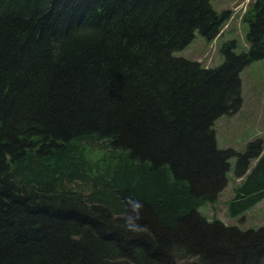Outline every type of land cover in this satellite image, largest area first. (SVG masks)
<instances>
[{
  "label": "trees",
  "instance_id": "1",
  "mask_svg": "<svg viewBox=\"0 0 264 264\" xmlns=\"http://www.w3.org/2000/svg\"><path fill=\"white\" fill-rule=\"evenodd\" d=\"M227 15L211 0H0V264H264V225L198 211L233 157L228 216L264 199L262 140L218 148L214 129L264 60V0L243 14L247 50L227 40L217 67L173 54ZM128 196L144 204L135 234Z\"/></svg>",
  "mask_w": 264,
  "mask_h": 264
},
{
  "label": "rangeland",
  "instance_id": "2",
  "mask_svg": "<svg viewBox=\"0 0 264 264\" xmlns=\"http://www.w3.org/2000/svg\"><path fill=\"white\" fill-rule=\"evenodd\" d=\"M252 2L253 0H211V5L217 12L228 11L220 32L210 41L195 32L193 40L184 49L173 54L198 61L204 67H217L224 59L220 47L227 40H235V52L247 50V25L243 23L242 17ZM240 80L242 104L239 111L231 116H221L214 123L217 147L233 148L239 152L254 139H261L264 145V60H256L247 65L240 73ZM235 161V157L230 159L227 183L215 202L200 206L198 211L207 220L217 219L225 225H234L240 229L264 225V199L241 216H228L227 202L233 196L234 186L241 180L233 175Z\"/></svg>",
  "mask_w": 264,
  "mask_h": 264
},
{
  "label": "clouds",
  "instance_id": "3",
  "mask_svg": "<svg viewBox=\"0 0 264 264\" xmlns=\"http://www.w3.org/2000/svg\"><path fill=\"white\" fill-rule=\"evenodd\" d=\"M127 215L121 217L125 231L138 233L143 230L139 223L143 219L144 204L142 201L135 199L133 196L126 197Z\"/></svg>",
  "mask_w": 264,
  "mask_h": 264
}]
</instances>
